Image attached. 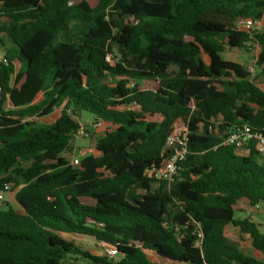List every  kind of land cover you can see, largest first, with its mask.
<instances>
[{
	"label": "trees",
	"instance_id": "16d2710c",
	"mask_svg": "<svg viewBox=\"0 0 264 264\" xmlns=\"http://www.w3.org/2000/svg\"><path fill=\"white\" fill-rule=\"evenodd\" d=\"M263 17L264 0H0V264H264L226 235L264 254L261 225L235 218L264 207V157L223 145L245 125L264 136V90L223 57L256 48L264 75V30L241 27ZM81 112L107 127L72 166ZM179 133L188 155L169 184L148 171Z\"/></svg>",
	"mask_w": 264,
	"mask_h": 264
},
{
	"label": "built area",
	"instance_id": "2783aa9c",
	"mask_svg": "<svg viewBox=\"0 0 264 264\" xmlns=\"http://www.w3.org/2000/svg\"><path fill=\"white\" fill-rule=\"evenodd\" d=\"M262 20L256 19H246L242 22L241 27L246 32L251 31H262L261 30ZM108 63H114L113 57L110 55L107 57ZM248 71L252 77H255L256 70L254 66H248ZM106 125L104 123H97L91 126L92 130L83 127L78 133V137L89 138L91 136L90 131L95 132L101 129H105ZM255 143V149L260 157H264V136L258 132H254L248 126H241L233 129L224 139L223 145L232 146L237 149H243L248 147L251 143ZM91 155L88 149L73 150L65 154L66 158L69 159L72 166H78L82 159ZM163 155L166 156L164 163H166L165 168L160 170H149L148 173L156 175L157 178L166 180L169 184L175 182L176 178L183 171V163L188 155V138L186 133H179L177 135H172L167 139L166 146L164 148ZM8 189V186L6 187ZM2 198V196H1ZM258 209V208H257ZM197 236L200 243L202 239V233L197 232ZM102 249L103 256L109 259H116L117 252L115 249L106 247L103 244L98 245Z\"/></svg>",
	"mask_w": 264,
	"mask_h": 264
},
{
	"label": "rangeland",
	"instance_id": "374dc122",
	"mask_svg": "<svg viewBox=\"0 0 264 264\" xmlns=\"http://www.w3.org/2000/svg\"><path fill=\"white\" fill-rule=\"evenodd\" d=\"M93 1V0H91ZM4 20H2L1 23H3ZM261 30H264V20L261 22ZM0 39L4 42V44L9 47L11 46V42L9 38L5 34H0ZM2 46L0 45V60L3 58V51ZM259 54V50L251 49L249 51H227L223 57L226 60H238L241 63H243L246 67L248 66H254L256 70V75L253 77V80L255 81L256 85L259 86L262 90H264V75L261 74L260 69L256 66V59L257 55ZM204 61L207 62V58L202 55L201 56ZM42 97H39L38 100H41ZM61 109L56 110L51 116H49L46 119H43L40 124L41 125H50L54 123L61 114ZM78 117L80 118V122L83 126L87 127L89 126L90 122H94V116L86 113L81 112L78 113ZM155 120L161 121L160 117H156ZM180 128H182V125H180ZM104 130V129H103ZM103 130L99 131L100 134L103 133ZM101 137V136H99ZM96 141L93 140V136H90L89 138L84 137H77L74 142V148L77 150L80 149H88L90 152L95 149ZM20 188H13L12 186H8L7 193L4 196L5 201L12 202L14 200L15 194L18 192ZM244 202L242 205H240V208H237L235 211V218L236 219H246L250 218L254 222L261 225V232L264 233V207L262 209H255L251 207L249 204H245ZM227 237L230 241L238 243L242 249V251L249 256H252L253 258L263 261L264 262V254L256 251L253 249L251 241L244 237V239L241 237L240 232L238 229L234 228L233 226H230L226 230ZM75 241L81 247L83 250L88 251L92 253L94 256H101L102 255V249L93 244L90 241V238L85 237H77L74 236ZM149 257L153 258L154 254L148 253Z\"/></svg>",
	"mask_w": 264,
	"mask_h": 264
},
{
	"label": "crops",
	"instance_id": "0c3cea01",
	"mask_svg": "<svg viewBox=\"0 0 264 264\" xmlns=\"http://www.w3.org/2000/svg\"><path fill=\"white\" fill-rule=\"evenodd\" d=\"M263 20H264V17H263ZM2 51H3V55H4V50L2 49ZM3 55H2V57H3ZM93 124H94V122H90L89 127H91ZM106 127H107V126H106ZM106 127H105V128H106ZM101 130H103V129H101ZM101 130L95 131V132H94V135H92L94 141H97V139L99 138V136L102 135V134L99 133V131H101ZM91 154H92V155H97L95 149L92 150ZM244 202H246V201H244ZM244 202H242L240 205H242ZM245 204H248V203L246 202ZM240 205L237 206V207L235 208V211H237V210H236L237 208H240ZM228 227H230V226H228ZM228 227H227V228H228ZM227 228H226V230H227ZM226 235H227V234H226ZM90 241H91L93 244H95L96 246H98V244H97V242H96L95 240L90 239ZM98 247H99V246H98ZM101 253H102L101 256H103V252H101Z\"/></svg>",
	"mask_w": 264,
	"mask_h": 264
},
{
	"label": "water",
	"instance_id": "95a60500",
	"mask_svg": "<svg viewBox=\"0 0 264 264\" xmlns=\"http://www.w3.org/2000/svg\"><path fill=\"white\" fill-rule=\"evenodd\" d=\"M166 166V163L163 164L162 168L164 169ZM4 194H1V196H3Z\"/></svg>",
	"mask_w": 264,
	"mask_h": 264
}]
</instances>
